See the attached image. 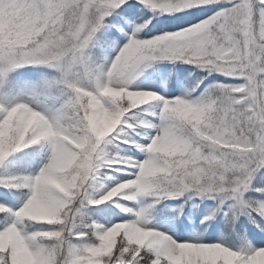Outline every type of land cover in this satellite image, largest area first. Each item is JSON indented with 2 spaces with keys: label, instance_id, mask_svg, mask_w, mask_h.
Masks as SVG:
<instances>
[{
  "label": "snow or ice",
  "instance_id": "1",
  "mask_svg": "<svg viewBox=\"0 0 264 264\" xmlns=\"http://www.w3.org/2000/svg\"><path fill=\"white\" fill-rule=\"evenodd\" d=\"M0 264H264V0H0Z\"/></svg>",
  "mask_w": 264,
  "mask_h": 264
},
{
  "label": "trees",
  "instance_id": "2",
  "mask_svg": "<svg viewBox=\"0 0 264 264\" xmlns=\"http://www.w3.org/2000/svg\"><path fill=\"white\" fill-rule=\"evenodd\" d=\"M184 67H187V66H184Z\"/></svg>",
  "mask_w": 264,
  "mask_h": 264
},
{
  "label": "rangeland",
  "instance_id": "3",
  "mask_svg": "<svg viewBox=\"0 0 264 264\" xmlns=\"http://www.w3.org/2000/svg\"><path fill=\"white\" fill-rule=\"evenodd\" d=\"M154 90V89H153Z\"/></svg>",
  "mask_w": 264,
  "mask_h": 264
}]
</instances>
